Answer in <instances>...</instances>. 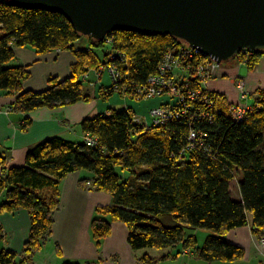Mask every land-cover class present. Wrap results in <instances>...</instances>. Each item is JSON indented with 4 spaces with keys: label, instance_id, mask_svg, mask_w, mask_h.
<instances>
[{
    "label": "trees",
    "instance_id": "trees-1",
    "mask_svg": "<svg viewBox=\"0 0 264 264\" xmlns=\"http://www.w3.org/2000/svg\"><path fill=\"white\" fill-rule=\"evenodd\" d=\"M83 37L61 14L0 0V92L15 96L11 109L25 115L23 130L32 124L28 117L31 112L89 100L83 74L87 68L104 63L111 52L114 56L120 51L124 58L123 62L111 63L123 72L119 91L111 85L113 79L109 86L103 85L112 95H120L123 89L132 92V87L144 90L151 78L163 75L169 57L183 64L192 61L194 66L208 61L203 56L190 59L183 51L176 53L175 48L183 50L188 44L172 36L117 31L104 41L88 37L89 47L75 53L78 63L70 77L51 79L48 89L41 92L24 88L31 74L28 67L11 65L16 59L15 48L29 47L38 55L72 51ZM106 45L110 47L107 53L103 50ZM96 50L104 52V60ZM263 57L264 49L246 50L234 60L254 70ZM193 72L196 69L169 72L180 88L174 97H159L162 101L156 107L168 104L176 111L174 119L161 127L154 123L145 128L135 122L133 110L112 109L110 114L81 123L83 133L96 140L95 146L52 137L34 146L23 166L9 168L6 159L0 157V215L24 210L31 221L29 240L21 255L0 249V264L33 263L52 237L62 181L81 171L92 175L82 180L85 184L113 198L110 206L97 209L92 222L98 246L112 233L113 223L120 222L129 229L128 241L134 251L175 248L180 243L183 249L193 248L197 245L194 232L205 230L210 235L196 251L199 260L232 263L242 259L244 250L226 237L232 230L250 225V216L255 237L264 235V94L260 103L256 100L252 104L260 110L236 122L230 113L217 110V94H202L205 89L201 88L200 76L205 81L208 77L200 75L193 82ZM187 76L192 81L190 90L200 91L195 100L188 96ZM182 97L197 107L187 102L183 105L190 109L179 106ZM191 132L199 136L197 143L191 144ZM235 183L241 200L233 197L231 187ZM187 230L190 235L186 236ZM3 236L0 227V240ZM165 259L145 255L141 262L158 264Z\"/></svg>",
    "mask_w": 264,
    "mask_h": 264
},
{
    "label": "crops",
    "instance_id": "crops-1",
    "mask_svg": "<svg viewBox=\"0 0 264 264\" xmlns=\"http://www.w3.org/2000/svg\"><path fill=\"white\" fill-rule=\"evenodd\" d=\"M81 41L80 44H76L78 49L89 47L88 40ZM15 54L16 59L12 65L29 68L31 78L24 83V88L34 92L48 89L49 81L53 78L64 80L70 77L78 61L75 53L71 51L38 55L32 48H15ZM240 81L246 84L245 97L238 89ZM207 88L217 95L224 96L234 106L252 105L260 97L259 94L264 92V57L254 70H249L245 63L237 60L222 65L217 74L214 73L213 80L207 83ZM92 96L94 99L87 102L81 101L54 109L42 108L31 112L28 117L32 124L23 130L25 115L11 109L15 96L0 92V157L6 159L9 168L20 167L25 164L28 152L46 139L60 137L74 141L70 139L72 136L81 140L74 142H84L86 135L82 131L81 123L85 119L106 114L117 106L110 100L106 107L101 103V99H98L99 93ZM127 107L132 109L129 104ZM91 177L90 173L81 171L69 175L62 181L61 204L54 215L53 237L36 255L32 264H142L141 259L149 255L144 254L143 250L132 249L128 241L129 229L126 224L120 222L113 223L110 236L97 245L91 229L92 222L97 209L110 206L113 198L108 193L90 188L82 181ZM231 189L233 197L241 200L237 184H233ZM0 227L5 236L0 240V249L20 252L30 236L31 221L28 213L22 210L14 214L0 215ZM199 231L201 230L194 232L196 237ZM226 238L244 250V257L233 263L214 264H264V255L258 251L260 248L252 232V216L250 225L232 230ZM163 257L166 259L158 264H200L202 261L196 254L180 255L177 251Z\"/></svg>",
    "mask_w": 264,
    "mask_h": 264
},
{
    "label": "water",
    "instance_id": "water-1",
    "mask_svg": "<svg viewBox=\"0 0 264 264\" xmlns=\"http://www.w3.org/2000/svg\"><path fill=\"white\" fill-rule=\"evenodd\" d=\"M58 13L83 36L125 31L172 36L218 64L264 49V0H11Z\"/></svg>",
    "mask_w": 264,
    "mask_h": 264
},
{
    "label": "rangeland",
    "instance_id": "rangeland-1",
    "mask_svg": "<svg viewBox=\"0 0 264 264\" xmlns=\"http://www.w3.org/2000/svg\"><path fill=\"white\" fill-rule=\"evenodd\" d=\"M4 2H7V3H11V0H3ZM83 39H86L88 40V37L87 36H84ZM82 41L78 42L77 44H80ZM29 48V47H27ZM79 49L77 47H75L71 52H74V53H77ZM105 50V52H109L110 51V47L109 46H105V48L103 49ZM180 48H175L174 51L176 53H179L180 52ZM173 51V52H174ZM87 52H89L87 50ZM96 53L99 55V57L104 60L103 57H105L104 55V52L101 51V50H96ZM112 53V52H111ZM110 53L109 56H107L106 58V61L104 63H100L99 66L97 67H90V68H87V71L84 72L83 74V77H82V81L84 82V86H85V90H86V94L90 97L89 100H86L85 102L87 101H90V100H93L94 97L92 95H95V94H98L99 93V98L98 99H101V103L104 104L106 107L108 105V102L110 100H112V103H115L116 106V109L117 110H124V106H125V110L127 111H131L132 110L134 111V114H133V117L134 118H139L141 117L142 119L146 120L148 123H145L143 122V126L145 128H150L153 123V121L151 119H148L150 117V110L153 109V107H156L160 104V102L162 100H160V98L157 96V97H154L152 99H148L146 97H144L143 95L141 96V94H139L138 90H136L134 87H132V92H125V89H123L121 91V94L120 95H117V93L113 94L111 92H107L108 90L105 89L103 87V83L104 85H109L110 84V81L113 79L112 78V75L109 76L108 73H110V71H108V69L112 66L111 63L113 61H120V62H123L124 59H123V56H119L120 55V51H117L115 54L117 55L116 58H113V55ZM114 54V55H115ZM76 55V54H75ZM115 57V56H114ZM245 58V57H244ZM243 58V59H244ZM114 59V60H113ZM205 59L207 61L208 60H211L213 61L211 63L212 67L216 68L213 70L212 69V72L208 73V79L203 80L202 77L200 76V80H201V88L205 89L204 91L205 92H202L203 93H207L208 91H210L208 88H207V83L209 84V81L213 80V77H214V73L217 74V71L218 69L222 66V65H226V64H230L231 62L235 61L234 59L227 62V63H223V64H218L215 60H212L211 58L205 56ZM261 61V60H260ZM15 61H13L11 63L14 64ZM78 63V62H77ZM206 63V62H205ZM259 64V63H258ZM188 67L190 68H193V69H196V66H194V63L192 62H188L186 64ZM256 68V67H255ZM123 75V72H120V76ZM192 77V81H196V78L198 77L197 76V73L196 72H193L191 73ZM191 79L187 78V81L189 82L187 84L188 86V89L190 90L191 89ZM244 81H240L238 83V89L241 91L245 90V88H243V90H241L239 88V85L240 83H242ZM113 85L115 82H111ZM133 85V84H132ZM246 85V84H245ZM90 89V90H89ZM262 94H264V92L260 93L259 96H262ZM112 95V96H111ZM192 95V91L190 90V92L188 93V96ZM187 96V97H188ZM218 100L216 102V105L217 106V110H222V111H226V113H229L231 111V113L235 114L236 112H234L233 110V106L232 104H230L229 100H227V98H225L224 96H220L218 95ZM245 97V94L243 95ZM258 96V97H259ZM174 97V96H173ZM260 99L258 98V102L260 103L259 101ZM257 101L255 100L254 103H256ZM188 103V101H187ZM205 103V102H204ZM253 103V104H254ZM107 104V105H106ZM129 104V106H132V109L131 108H128L127 105ZM194 107H197L196 104H194ZM193 107V108H194ZM201 108V107H200ZM112 110V109H111ZM260 108L256 105H250V108L248 109L247 113H251L253 112L252 114L256 113L257 111H259ZM136 112V113H135ZM106 114H110V110L109 112H107ZM106 114H103V115H106ZM239 114H242L239 113ZM231 116V115H230ZM249 116V115H248ZM233 117V116H231ZM234 118V117H233ZM89 119V118H88ZM140 119V118H139ZM86 120V119H85ZM181 119H179L180 121ZM170 121V120H167V122ZM164 122H160V123H156L155 125L157 127H161V124H163ZM199 136L195 135V133L191 132L189 133L188 135V138L191 142L193 143H197V141H199ZM70 139H73L74 141H81L80 138H75V137H72L70 136ZM85 142V141H84ZM188 149L187 148H184V152H187ZM236 184V183H235ZM61 197V196H60ZM169 225H173V224H170ZM54 227V226H53ZM4 233V232H3ZM208 231H205V230H201L199 231V233L197 234L198 236L196 237L198 240H197V245L193 248H185L183 249V245L180 243L177 247L175 248H165V249H156V248H148V249H143V253H147L149 255H151L152 257H161L163 255H166L170 252H173V251H177L178 254H186V255H194L196 254V251L200 248L203 247L204 245V242L207 238V235H208ZM187 235H190L189 234V231L187 230L186 234ZM52 237H53V233H52ZM51 237V238H52ZM3 238H5V236H3ZM256 243L257 246H259L258 248V251L264 255V246H261L259 245V239L256 237ZM229 242V241H228ZM230 243V242H229ZM232 244V243H231ZM25 245V244H24ZM234 245V244H233ZM24 247V246H23ZM142 251V250H140ZM23 252V248L20 252H17L21 255V253ZM176 253V252H175ZM35 260V258H34ZM183 260V259H182ZM239 261V260H238ZM34 262V261H33ZM192 262H194V260H192ZM234 262H237V261H234ZM214 264V263H207L205 261H201L200 264ZM233 263V262H232ZM217 264V263H216ZM219 264V263H218Z\"/></svg>",
    "mask_w": 264,
    "mask_h": 264
},
{
    "label": "built area",
    "instance_id": "built-area-1",
    "mask_svg": "<svg viewBox=\"0 0 264 264\" xmlns=\"http://www.w3.org/2000/svg\"><path fill=\"white\" fill-rule=\"evenodd\" d=\"M188 47H185V49L180 50L181 52L183 51V54L185 55L186 58L190 57V59H193L195 56H203L205 58V55L202 54V52L198 49H193L192 47H190L189 45H187ZM115 56V57H114ZM113 56V58H116L117 55L115 54ZM121 56V55H119ZM124 59V58H123ZM114 60V59H113ZM189 62V60H187L186 64ZM192 62V61H190ZM213 61L208 60L207 63L202 62L201 64L196 66V73L197 76H206L208 77V73L212 72V69L214 70L216 68L212 67L211 63ZM185 63L183 64L180 60L177 59H173L171 57H169L167 60H165L164 63V67L162 68V76H158L156 78H151L148 87H146L144 90H138L139 94H141V96L143 95L144 97L148 98V99H152L154 97H164L162 95H172L175 96L178 94V90L180 88V86H175L174 81L170 78L169 76V72L172 71H179V70H184L186 68H190L186 65ZM186 67V68H184ZM110 74L112 75L113 81L115 82L113 84V87H115V91H119L118 89V82L121 80L122 76H120V72L117 70V68L112 65L109 68ZM168 74V75H165ZM190 76H192L190 74ZM187 78H189V76H187ZM186 78V81H187ZM190 79V78H189ZM239 88L241 90H243V88H245V82L240 83ZM125 92L127 93V90H125ZM165 92V94H163ZM242 94H246L245 90L241 91ZM200 94V91L197 92H192V95L189 96L190 100H195L197 99L198 95ZM187 99L185 97H182L181 101L179 102V106H184L187 109H190L191 107H194V105H192V103H189L190 106H187L186 104L183 105V103H186ZM251 104L248 105H243V106H233V110L234 112H236L235 114L231 113V111L229 112L231 116L234 117V120L236 122H242L243 120L246 119L247 115L249 113H247L248 109L250 108ZM174 107L166 104L163 106H159V107H155L151 110L150 112V118L153 121V123H160V122H167V120H173L174 119V114H175V109ZM242 114H239L241 113ZM140 118V119H139ZM139 118H135V122L138 124H142L143 122L148 123L146 120L142 119L141 117ZM196 135V134H195ZM204 138H207L206 135H204ZM85 142L88 146L92 147L96 145V140L90 136L87 135ZM193 142H191L192 144ZM259 245L264 246V235L259 238Z\"/></svg>",
    "mask_w": 264,
    "mask_h": 264
},
{
    "label": "bare ground",
    "instance_id": "bare-ground-1",
    "mask_svg": "<svg viewBox=\"0 0 264 264\" xmlns=\"http://www.w3.org/2000/svg\"><path fill=\"white\" fill-rule=\"evenodd\" d=\"M87 136V135H86Z\"/></svg>",
    "mask_w": 264,
    "mask_h": 264
}]
</instances>
